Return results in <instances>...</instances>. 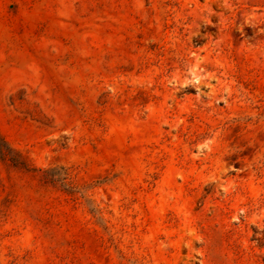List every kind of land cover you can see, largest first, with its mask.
I'll list each match as a JSON object with an SVG mask.
<instances>
[{
    "label": "rangeland",
    "instance_id": "1",
    "mask_svg": "<svg viewBox=\"0 0 264 264\" xmlns=\"http://www.w3.org/2000/svg\"><path fill=\"white\" fill-rule=\"evenodd\" d=\"M0 264H264V0H0Z\"/></svg>",
    "mask_w": 264,
    "mask_h": 264
}]
</instances>
